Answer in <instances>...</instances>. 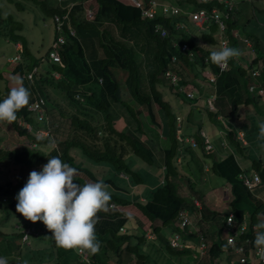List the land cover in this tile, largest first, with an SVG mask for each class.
<instances>
[{
	"label": "trees",
	"instance_id": "16d2710c",
	"mask_svg": "<svg viewBox=\"0 0 264 264\" xmlns=\"http://www.w3.org/2000/svg\"><path fill=\"white\" fill-rule=\"evenodd\" d=\"M25 1H32L40 7L44 22L46 18L52 19L55 37L47 51L37 55L31 51L23 34L22 22L9 15L0 18V26L4 23L6 28L0 36L11 41L4 42V48L0 46V55L7 58L18 55L23 66L12 74H5L1 69L6 60L0 58V101L14 86V74L30 90V103L40 97L45 100L44 119L39 120L38 114L26 106L17 112L15 122H1L10 125L17 138L24 139L14 147L12 144L15 143L9 140L16 137L10 136L7 140L10 145H0V172L8 173L5 168L10 166H17L18 171L15 180L10 176V179L0 182V197L5 195L8 200L7 204L0 202V209L6 218H17L15 231L0 229V257L7 258L8 264H24V261L27 264H155L149 256L151 253L145 249L148 242L162 244L172 255L187 258L193 263L224 262L220 254L225 248L223 230L228 212L209 210L204 204L198 211L201 215L198 222L203 226L194 237L199 241L202 235L208 246L206 254L200 253L199 243H193L192 247H172L160 232L174 221L180 209L194 208L193 203L180 195L176 183L183 177L178 159L182 162L189 158L198 170L203 171L206 162L202 157L207 155L214 156L211 172L228 183L227 197L228 191L231 192L227 199L231 205L229 212L234 213L236 221L240 222L245 217L251 227L264 220L263 161L251 157L252 175H259V184L249 188L239 178V174L247 170L239 162L238 155L246 158L243 151L246 152L259 137L250 131L259 130L258 123L264 121V108L260 109L264 104V33H258V29L251 34L241 32L251 18L242 20L246 16V8H240L232 0L233 7L229 11L217 0H157L178 7L190 6L192 11L204 9L208 13L216 10L221 16L228 14L224 18L223 32L219 33L218 25L209 19L200 31L197 30V36L193 30L188 32L177 27L178 23L189 22L188 17L158 14L151 19L142 18L137 7L120 0H90L96 6L90 19L86 17L84 8L87 0H76L72 5L69 0H56V3L49 0ZM139 1L143 5L148 2ZM18 6L23 9L21 3ZM259 8V12L264 11L263 7ZM56 15H66L62 24L65 43L56 48L59 62L49 58L58 34L53 20ZM157 25L165 30L164 35L155 30ZM69 27L74 30V35L69 34ZM221 38L228 40V46L240 50L245 45L244 39H247L253 43L255 56L244 65L241 59L245 55L241 50L238 58L229 60L228 69L220 72L210 61L209 49H218ZM13 42L19 43V47L15 49ZM183 44L188 46V50L181 48ZM43 62L47 66L40 69ZM33 68L36 71L33 72ZM30 72L33 73L28 77L26 74ZM54 72H58L60 78H56ZM167 72L176 76V84L171 82ZM206 73L213 74L215 80L211 81ZM122 83L127 99L122 93ZM250 86L253 90H249ZM203 88L208 91L204 98L201 95ZM186 89L193 91L192 99L185 97ZM260 90H263L262 94ZM170 91L178 99L175 102L178 107L167 96ZM210 94L215 96L213 109L206 102ZM196 97L202 100L203 106L197 108L192 105V100L197 101ZM183 103L190 109L179 115L176 110L184 106ZM143 114L148 117L147 122L143 120ZM176 116L181 117L180 122ZM224 117L235 126L226 129L222 122ZM118 120L123 121L121 127ZM26 124L31 126L30 130ZM149 124L153 127L147 126ZM217 128L222 130L228 143L230 151L226 155H219L217 149H205L200 135L201 130L208 136L209 130ZM40 129L48 131V135L39 136L34 132ZM238 131L242 132L246 144L237 138ZM177 134L193 137L197 146L180 144ZM37 137L44 139L38 140ZM161 137L164 139L162 142ZM49 139H54L55 148L50 146ZM259 141L257 144L263 143ZM46 147H51L48 153H45ZM51 156H59L78 170L74 183L83 185L102 180L109 186L111 200L107 211L98 212L99 221L95 225L100 248L96 254L86 252L85 259L76 250L57 247L43 222L33 223L16 211L15 197L26 184L29 173L40 171ZM119 174L123 175L120 177ZM156 177H160L159 184L154 180ZM132 185L153 186V189L144 188L145 198L142 199L138 194H130ZM111 204L118 207L134 205L150 222L149 230L142 232L143 225L134 214ZM120 227H126V231L121 232ZM26 228L35 229V233L28 235L34 247L24 252L22 237ZM245 236L250 240L245 245L247 255L251 246L256 248V235L250 231ZM237 259L238 255L231 252L228 264H235Z\"/></svg>",
	"mask_w": 264,
	"mask_h": 264
},
{
	"label": "rangeland",
	"instance_id": "374dc122",
	"mask_svg": "<svg viewBox=\"0 0 264 264\" xmlns=\"http://www.w3.org/2000/svg\"><path fill=\"white\" fill-rule=\"evenodd\" d=\"M49 1L56 3V0H49ZM69 1H70V4H73L76 0H69ZM120 1L123 3H127V4H130L132 2L131 0H120ZM232 1L234 3H236V5H238L240 8H243V7L246 8V11H245L246 16L242 17L243 21L245 19L251 17V18H249L250 21H249L248 25L246 24L244 26V28H241V32L251 34V33H254L255 30L258 29V33L263 34L264 33V11L262 10L259 12V9H260L259 7L264 8V0H232ZM18 3L22 4L23 9H21V7L18 6ZM66 3L69 4V2H66ZM261 4H263V5H261ZM89 5H92V7L90 8ZM84 8L86 10L87 18L89 17V12L92 14V16L89 18H92L94 16V10L96 9L95 4H92V1L87 0L84 2ZM180 8L188 9V10L191 9L190 6H188V8H186V7H180ZM0 9L2 11L0 13V18H4L7 15H9L14 20H19L22 22L23 34L27 38V40L29 41V45L32 49L31 50L32 52H34L37 55H42L44 51H47L46 50L47 47L49 46L52 39L55 37V33L53 30L54 24H53L52 19H50V18H46L45 22L43 21V19L41 17L42 12H41L40 7L38 5H36L32 1L29 2V1H25V0H16V1L15 0H0ZM182 24H183L182 26H184L186 30H193L194 31L193 33L196 34L197 36H199L198 31H200V29L193 28V26H192L193 23L190 20H189V22H185ZM10 25H12V23ZM202 30L203 29H201V31ZM0 32L1 33L6 32V28H4V23H2L0 26ZM3 40H5V41H3ZM6 41L11 42L9 38L4 37V36H0L1 48L6 47V44H4V42L6 43ZM13 43H14L13 46L16 49L18 43L17 42H13ZM243 43H245V45L243 44L241 46V50H242L243 54L245 55V58L241 59V62H242V64L247 65L249 63V60H251L252 57L255 56V54L252 51V46H253L252 42H250L251 45H249L245 41H243ZM5 51H7V49ZM0 58H4L6 60V62H8V64H6V62H4V66L1 69V71L4 72L5 74H7V73L12 74L14 71L20 70L21 67L23 69L22 63L20 61L11 62L12 58L9 57V59H8L7 57H4L3 54L0 55ZM0 61H1V59H0ZM46 66H47V63L43 62L42 65H40V69H42ZM54 76L57 78H60L58 73H56V75H54ZM13 77H16V75L14 74ZM17 77H19V76H17ZM212 78H214V77H212ZM121 87H122L123 96L125 99H127L128 94L126 93V89H125L123 83L121 84ZM204 90L207 91V88H203V93L201 94L203 96V98H204ZM168 93H169V95H167V96L169 97V99L173 102V104L176 107H178L179 106L178 103H175L176 101H178V99L174 96V94L171 91ZM199 97L198 98L196 97L197 101L192 100V105L196 106L197 108L203 106L202 100ZM183 105H184V103H183ZM193 106H191L192 109H194ZM262 108H264V104L260 107V109H262ZM189 109L190 108L188 106L184 105L180 109H177L176 112L179 115H183V114H186ZM243 109H241V110H243ZM200 115L202 116V113ZM142 117H143V120H146V122L148 121V117L146 116V114H143ZM222 122L227 126L226 129L233 128L235 126V123H233L232 121L228 120L225 117L223 118ZM118 125H119V127H121L123 125V121L118 120ZM147 126L153 127L151 124H149ZM225 131L226 130H224V133H225ZM34 132L39 136H46L44 134L41 135L40 133H38V130H34ZM208 133H209L208 137H209V139L211 141V145L213 147L212 151L217 149L218 152L220 153L219 155H221V154L225 155L227 152L230 151V149L228 147V143H227L226 139L224 138V134H223L221 129L219 130L217 128V130L216 129L215 130H209ZM250 134L259 135V130H251ZM10 136H12L13 138L16 137L13 140H9V141H13L15 143V144H12V146H14V147L17 146L18 143L23 142L22 140L24 138H22V137L17 138V135L14 134V131L12 130V127L10 125L5 124V123L2 124L0 122V145H3V144L8 145L9 143L7 142V140L9 138H11ZM163 140L164 139L161 137V142ZM259 140H261V142H263V143L257 144L260 142ZM179 143L182 144L180 141H179ZM261 145H264V139H259L258 137H256L254 142L252 143V146H249V148L246 150V152L243 151V154L246 156V158L243 156V158H245V161L242 163V166L244 169L247 170L244 173L249 175V176H252V171H251L252 168L250 166L251 157L256 158L257 160L261 159L264 163V147H262ZM220 148H222V149L220 150ZM50 149H51V147L50 148L46 147L45 150H47V151H45V152L50 151ZM235 154L238 155V153H235ZM186 157H188V156H186ZM213 158H214L213 155H207V156H203L202 160L204 162L211 163ZM185 160L189 161L190 159L186 158ZM178 161H179V159H178ZM187 161H183L182 163L181 162L179 163V168L182 170V174L185 177L184 179L182 177L181 179L177 180V182H176L177 186L180 188V190H179L180 195L183 196V198L189 200V202H191V203H193L192 200L198 199L199 202L204 204V206L209 210H214V211H217L220 213H227V212L231 211L230 200H227L229 198V194L231 196V192L228 191L229 192L228 197L226 195H224V192L229 187L226 180H224L223 178H220L219 176L213 175L211 171H207V172L203 173V175L205 174V176H204L205 180H203V176L201 175V171L197 169V165L191 160H190L191 162H187ZM189 163H190V165L186 166ZM263 167H264V164H263ZM5 169H8L9 171H8V173L7 172L6 173L0 172V182L3 183L5 181L4 179H6V178L10 179V176H14L13 180H15L17 178V176H18L17 166H13V168L10 166L9 168H5ZM41 169H42V167H41ZM122 175L123 174H119L120 177ZM154 180L157 184H159L161 182L160 177H156ZM130 187H131L130 194L131 195L138 194L139 196H141L142 199L145 198L144 192H143L144 188H147V190H149V191H151L153 189V186H146V185H144V186L132 185ZM190 188H192V192H191ZM5 198H6V196L2 195L0 197V202L7 204L8 200H6ZM9 198L10 197H8V199ZM119 208L121 210H123L124 212H127L128 214H130V213L134 214V216H136L139 219V221L143 225L141 227L142 232L149 230L150 222L146 219L145 216H143L141 214V212L134 205H128L125 207L119 206ZM3 212H4L3 209H0V229L2 228V230L8 229V231H12V230L15 231L14 227L17 228V225L15 223L17 218H15L14 216H12V218H6V216L4 215ZM196 212H197V210L193 208L191 210L192 216H194ZM5 226H6V228H5ZM196 226H197V231H198V230H201V226H203V224L201 226L199 224H196ZM175 228L177 229V227L174 225V223L171 222L170 224L166 225L165 227H163L161 229V232H160L161 236L167 240L170 237V235L172 234V232L176 230ZM26 230L27 229H25V231ZM178 231L181 233L183 238H186L187 242H192L194 244L199 243V241L196 237L188 236L183 230H178ZM259 231H261V229ZM228 234H229V230L224 229L223 230V239ZM22 241L25 242L23 245L24 252L29 251L30 249H32L34 247L33 246L34 244H33V242H31L29 237L26 239H22ZM146 246H148V247H145V249H148L149 250L148 253H151L149 256L152 259V263H155V264H192L193 263L192 260H189L187 258L176 257V255H172L171 253L168 252V250L162 244L161 245H157V244L153 245L150 243L148 244V242H147ZM231 252H232V250L230 248L225 247L220 254V257L222 258V260H224V262H220L219 264H228V262L230 260ZM81 256H83V255H81ZM111 258H112V260H115V257H111ZM234 263L238 264V260H234Z\"/></svg>",
	"mask_w": 264,
	"mask_h": 264
},
{
	"label": "clouds",
	"instance_id": "9594fccd",
	"mask_svg": "<svg viewBox=\"0 0 264 264\" xmlns=\"http://www.w3.org/2000/svg\"><path fill=\"white\" fill-rule=\"evenodd\" d=\"M195 26L198 29L202 28ZM183 28L185 29L184 26ZM209 51L210 61L220 67L226 66L229 60L241 55L239 48L227 44ZM13 79L14 86L0 101V122L8 124L17 120V112L28 106L31 99V92L24 86L22 79L19 77ZM258 128V138L264 139V121L259 122ZM37 139L42 140L44 137ZM49 144L55 148L54 139H49ZM77 174L78 170L63 162L59 156L48 157L47 163L42 165L40 171L33 170L29 173L26 184L15 197L16 211L33 223L43 222L52 233L51 237L57 247L76 250L81 254L85 252L96 254L100 248L95 233V225L99 221L97 214L101 210L107 211L111 193L108 190L109 186L102 180L86 182L83 185L74 183ZM255 228L257 232L254 244L258 255L264 258V231H259L264 229V220L257 223ZM0 264H8L7 258L0 257ZM24 264H27V261H24Z\"/></svg>",
	"mask_w": 264,
	"mask_h": 264
},
{
	"label": "built area",
	"instance_id": "2783aa9c",
	"mask_svg": "<svg viewBox=\"0 0 264 264\" xmlns=\"http://www.w3.org/2000/svg\"><path fill=\"white\" fill-rule=\"evenodd\" d=\"M131 1L132 2L130 4L137 7L140 10V16L142 18L151 19V18H154L158 14L161 16H170V17L180 15L181 17H183V16L188 17L189 20L194 25H197V26H202L205 22H207L210 19V21H213L218 25L219 33L224 31L225 25H226L224 18L228 17L227 13L224 14L223 16H221L220 13L216 10H213L211 13H208L204 9L192 11V10H188V9H182L178 6H173L171 4L162 3V2H159L157 0H148L146 5H143L139 0H131ZM217 1L219 3H221L224 8L228 9V11L231 10L233 7V3L231 0H217ZM91 16H92V14L89 12V17H91ZM89 17H88V19H90ZM64 19H66V15H63L62 17H59L56 15L53 18V20L55 21L57 30H58L57 37L53 41L52 49L49 52V58L53 62H59L60 61V57H59V54H58V51L56 50V48L58 46H60L61 44L65 43V37L62 34V24H63ZM182 25H183L182 23H178L177 27L182 28L183 27ZM155 30L157 32H159L161 35H164V33H165V30L162 29L161 26H159V25L156 26ZM68 32L71 35L75 34L74 30L71 29L70 27H69ZM244 41L250 45V43L248 42L247 39H244ZM223 44H228V40H226L225 38H221L218 48L221 47ZM181 48L183 50H188V46L186 44L181 45ZM10 58H12L11 62H17L20 57L18 55H14L13 57H10ZM217 67L219 68L220 72H224L228 69L229 62L224 67H220V66H217ZM34 71H36V68H33V72ZM33 72H30L26 75L28 77H31V74ZM56 73H58V72H54L53 75H56ZM166 74L168 77H170L171 82L176 84V81H177L176 76L170 72H167ZM253 74L258 75L257 72H254ZM58 75H59V73H58ZM206 75L211 81L215 80V76L213 74L207 73ZM212 77H214V78H212ZM249 90H253V86H250ZM192 92L193 91H191L190 89H186V91L184 92L185 97L192 99L194 96V94ZM259 93L262 94L263 90H260ZM214 99H215L214 94H210L206 98L207 105L209 106L210 109L214 108V104H213ZM44 106H45V100H44V98L40 97L38 99H35L34 101H32L28 105V110L34 112L36 115L38 114V119L41 120V119H44V117H45ZM176 119L178 122H180L181 117L177 116ZM178 124H180V123H178ZM26 127L29 130L31 129V126L28 124H26ZM38 133H40L41 135H43V134L46 136L48 135V131L43 130V129L38 130ZM200 135L203 137V140H204L203 142L205 143V149H207L209 151L212 150L211 142H210L208 136L206 135L205 131L201 130ZM237 138L239 140H241L243 144H246V141L243 138L242 132L237 133ZM177 139L183 145L187 144L188 146H191L193 148L197 146L196 145L197 143L193 137H183V136H180L179 134H177ZM45 153H48V152H45ZM239 178L242 181V183L249 188L256 186L260 182V178H259V175L257 173H254L252 176H249L243 172V173L239 174ZM193 205H194V209H196L197 212L201 209V204L199 201L193 200ZM111 206H115V207L119 208L115 204H111ZM200 216L201 215L199 213V217L195 219V215L192 216L191 210L180 209L178 211L176 217H175L174 225L178 228V230H183L188 236H191V235L195 236V235L199 234V232L197 231L196 224H197V220L200 218ZM229 221H231V222H229ZM255 225L256 224H254L250 227L248 220L245 219V217L242 219V221L237 222L233 212L227 213V216H226L225 221H224V229L229 230V234L224 238L223 244L225 245V247H229L232 250V252H234L238 255V259H237L238 264H264V258H262L260 255H258L257 248H255V247L252 248V246H251V248H250L251 250L248 252L247 255L245 254V252H247L245 250V245L249 244V242H250L249 238L246 237L245 235L247 234V232H250V231H252L253 234L256 235L257 229L255 228ZM26 229H27L26 231L24 229L25 234L22 237V239L28 238V235L31 232L35 233L34 228H26ZM178 230L173 231L172 234L170 235V237L167 239L169 245L172 247H175V248H177V247H192L193 243L187 242L186 238H183V236L181 235V233ZM120 231L125 232L126 228L120 227ZM147 236L149 238L152 237L150 234H147ZM199 238L200 239H199L198 249L200 250L201 254H206V250H207L208 246H207L205 240H203L202 235ZM79 254H81V253H79ZM81 255H83L82 256L83 259H85L87 257L86 252L81 254ZM192 264H206V263L194 262ZM214 264H219V261H214Z\"/></svg>",
	"mask_w": 264,
	"mask_h": 264
},
{
	"label": "crops",
	"instance_id": "0c3cea01",
	"mask_svg": "<svg viewBox=\"0 0 264 264\" xmlns=\"http://www.w3.org/2000/svg\"><path fill=\"white\" fill-rule=\"evenodd\" d=\"M71 5H72V4H71ZM205 92H206V91H204V93H205ZM207 92H208V91H207ZM207 96H208V95H207ZM223 149H224V148H223ZM226 154H227V153H226ZM226 154H225V155H226ZM221 155H222V154H221ZM238 156H239V162L242 164V163L245 161V158H243L242 155H238ZM184 161H187V160H184ZM178 162H181V160L179 159ZM182 162H183V161H182ZM182 162H181V163H182ZM187 162H189V161H187ZM187 162H186V163H187ZM211 164H212V162H211V163H207V162L204 163L203 171H201V175L203 176V180H205V179H204L205 174L203 175V173H204V172H207V171H211V170H210V166H211ZM189 165H190V163L187 164L186 166H189ZM181 174H182V170H181ZM212 174H213V173H212ZM182 175H183V174H182ZM213 175H214V174H213ZM183 177H184V176H183ZM184 178H185V177H184ZM184 178H183V179H184ZM224 195H225V192H224ZM225 200H226V199H225ZM200 203H201V202H200ZM202 205H203V204L201 203V206H202ZM198 217H199V212H196L195 219L198 218ZM199 219H200V218H199ZM199 219H198V220H199ZM198 220H197V221H198ZM198 224H199V222H198Z\"/></svg>",
	"mask_w": 264,
	"mask_h": 264
},
{
	"label": "water",
	"instance_id": "95a60500",
	"mask_svg": "<svg viewBox=\"0 0 264 264\" xmlns=\"http://www.w3.org/2000/svg\"><path fill=\"white\" fill-rule=\"evenodd\" d=\"M226 194V193H225ZM227 199V198H226Z\"/></svg>",
	"mask_w": 264,
	"mask_h": 264
}]
</instances>
